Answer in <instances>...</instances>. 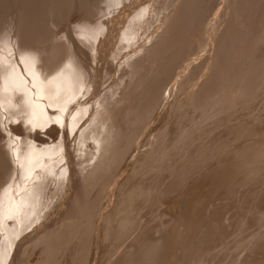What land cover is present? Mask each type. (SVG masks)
Returning a JSON list of instances; mask_svg holds the SVG:
<instances>
[{
    "label": "rangeland",
    "instance_id": "374dc122",
    "mask_svg": "<svg viewBox=\"0 0 264 264\" xmlns=\"http://www.w3.org/2000/svg\"><path fill=\"white\" fill-rule=\"evenodd\" d=\"M88 1L89 0H29V1L28 0H0V37H1L0 42H1V40L3 42L4 41L3 39L6 38L5 42H3V44H0V47H1L0 48V57L1 58H5V59L11 58L12 59L11 65L15 68H18L22 62L23 63L21 65L24 66L26 55H30V57H32V58L33 57H35V58L39 57V59L41 58L40 55H42V58H41L42 60L45 61V58L47 57V60L49 61V58L52 57L50 59V60H52L56 56V54H54V57L52 54H49V53H51L50 51L52 49L51 45L52 46L58 45V41L60 42L59 43L60 46L63 43H64V45H65V43H68V45H65V46L67 48H69L68 50L69 51L71 50L72 53H70L68 50H65V52H67L66 54L67 55L72 54L73 56H71V58L76 59L77 57H79V55L80 56H81V54L84 55V53L87 52L84 57L91 58L90 61L91 60L94 61V62H92L93 63V69L95 70L96 74H97V72L99 74V71H101L99 75H101L100 78L102 81V83H100L102 87L101 86L99 87V89L101 91L99 94L100 96L97 94L98 98L96 95L95 100L92 101V103H91V105H92V107L90 108L91 109V115H89L90 114V112H89V114H87V116L85 114V117H84L85 118L84 121H86V119L89 118L88 124H87V121H86V123L84 121L81 123V115H79L80 112H78L77 115L75 117H73L74 118L73 120H78V121L74 124H70V121H71L70 118L74 114L71 115L70 109L66 110V111H64V109H63L64 115H62L61 117H63L62 120L64 119L63 124H65V125H62L60 127H61V129L63 128V130H65V129L66 130H65L64 136L60 137L55 143H53L52 145H51V143H48L50 145L51 150H54L56 153H54L52 156H48L47 160H45V162L43 161L45 163V165H47L44 167H42L44 163L41 161L42 154L38 155V153H37V152L40 153V151L42 152V148H39V150L37 148L35 150V149H32V147H31V149H32L31 150L30 146L29 145L27 146V144H26L24 146L25 149H22L24 151H21V152H23V154L21 152H19L20 148H22L23 144H24V140L21 141V139H19V138H22L23 135L25 136V129L23 128L24 131L22 130V132H24L23 134L21 133V131L20 132L17 131L18 128L23 127L22 121L19 119H16L17 116L15 117L16 114L17 115L19 114V112L17 111L18 108L12 107L13 106L12 105L13 100L11 101L10 99H7V103L5 104L4 101H2L0 99V152H1V154H0V167H1V169H0V190L3 188L2 189L3 191L2 192L0 191V194L2 193V195H3V196L2 195L0 196V203H1L0 204V217L1 218H2V216L5 217V218L3 217L2 219L0 218V224L2 222V225H3V226L0 225V234L1 235L3 234V236H4V238H3V236L1 238V235H0V264H6V263L7 264H129V263L133 264L134 263L135 264L137 262L136 260H138L139 258L136 257L137 256L136 255V256H134L136 258H133V261H131L132 255L133 254L135 255L136 252H137V254H139L141 252V250H139V249L143 246L142 245L143 240L145 238L147 239L149 237H153V239L156 240L155 242L157 245L154 243L155 244L154 247L156 248V250L161 249L160 250V256L161 257L157 256L159 254L158 253L159 251H156L152 245L151 246L153 248L152 252H154V250H155V252H157V255H155V252L154 253L151 252V254L154 255L153 257L150 256L151 261L149 260L148 256H145L148 258V259H145L146 261L145 260L143 262L141 261L142 262L141 263L140 260H138V262L136 264H139V263L144 264L147 262V260H149L150 262H147L146 264H165V263L169 264V262H170V264L171 263L172 264H180V262H181V264H264V257H263L264 256V204H263V202H264V178H262V180H261V177H263V175H264V173H263L264 171L262 172L263 169L256 173V174H260V172H261L262 176H260V175L258 176V177H260L259 180H258V178L254 177V179L252 181H248V178L244 179L245 181H243V178L245 177V175L243 177V171H244V169H248L249 166H247L248 168L244 167V169H243V167L240 168V170L242 169L240 171L241 173L236 176V179L241 178V180H242L241 183L243 182L242 184L239 183L236 186V188H240L238 190L239 193L236 192L235 193L236 195H233L232 193L228 192L227 195L226 194L224 195L223 199H222V197H223L224 193H222V197L219 198V200H221V202L219 201V203H218V206H221V207L225 204L230 203V205L233 206L231 208H234L233 210H231L230 206H228V207L224 206V207H227V210L224 211L226 208L224 209V207H222V208L219 207L220 209H224V210H222V212H219L220 209L218 208V206H216L217 200H216V202L214 200L213 204L212 203H210L209 205L205 204L208 200V196L211 195L210 190H207V189H210L208 183L211 182V178L213 179V176L211 177V175H213V173H211V172L216 171L217 170L216 168H218V166H221L222 162H223L222 165L228 163L229 160L232 159V156L234 154L235 155L238 154V156L240 154L245 155L247 151L252 150L251 155H253V153L256 151V148H255L256 143L258 145H256L257 151L255 152V156H258L261 149L263 150V148H264V145H263L264 144L263 143V141H264V127H263V124H264V0H261L262 1L261 3L259 0H255V1L249 0L250 2L248 0H245V2L243 0H140V2H139V0H124L123 3L122 2H121V4L118 3L119 5L115 4V7H114V5L113 6L110 5L112 3V1H110V0H104V1L103 0L102 1L101 0H99V1L98 0H96V1L90 0L89 2ZM242 1L244 4L242 3ZM93 2H94V4H92ZM101 2L104 4L102 5ZM105 3L107 4V6ZM135 3L136 4L139 3L140 7L137 8L138 10L136 9V11H135L136 14L133 13L134 14L133 15L132 12L135 10V8H134V5H136ZM104 5H105V7L103 8ZM116 5H118V6L116 7ZM243 5H244V7H243ZM245 5H247V6H245ZM259 5H260V7H258ZM108 6H110V7L108 8ZM98 7H100V10L102 9L104 12L102 11V13H98L96 11V8H98ZM113 7L115 10L114 9L110 10ZM118 8H120L119 11L117 10ZM97 10H99V9H97ZM109 10L112 12H109ZM92 12L93 13L97 12V13L93 14ZM137 13H140V14L137 15ZM90 14H92V15H90ZM114 14H116V15H114ZM126 14H127V16L132 14L133 17H135L137 15V17L135 19L136 23L134 24V28H133L136 36L134 35L135 38L131 42H129V43L125 42V44H123L124 43L123 40L121 42V40L117 39L118 30L116 28L120 29L123 26L121 24L122 23L124 24V21L127 18ZM88 17H90V18H88ZM121 17H122V19H121ZM37 18H39V19H37ZM116 18H117V21H116ZM87 19H89V20H87ZM95 20L97 22H94ZM104 20L106 23L104 22ZM33 21H34V23H33ZM109 21H110V23L111 22L112 23L110 24ZM51 22H54V24H51ZM93 22L95 24L98 22H99L98 24H101V23L106 24L107 25L106 27L108 28L105 31L106 33L104 32V33L98 34V35L86 34V30H87L86 28H90V26H92V24H94ZM49 23L51 25H49ZM38 24H40V25H38ZM173 24H175V25H173ZM172 26H174V27H172ZM236 27H238V28H236ZM33 28H34V31L36 30L34 33H33V30H31ZM111 28L114 29L112 34L114 33L113 36H115V39L110 32ZM30 30L32 31L31 33H33L34 35H32L30 33ZM38 31H40V32H38ZM192 31H193V33H192ZM36 32H38V35L36 34L37 37L38 36L42 37L44 34L45 35L41 39L38 37L39 38L38 39L35 35ZM189 32H191L192 35L189 34ZM41 33H42V35H41ZM187 34L190 35L189 38H188ZM28 35H31V38H32V36H34V38H35L34 42L35 43L31 40L30 36H28ZM50 35H51V37H50ZM108 35H111V36L108 37ZM226 37H228V38H226ZM7 38H8V41L13 43V46L11 48L7 47L8 45L6 46ZM18 38L20 40H18ZM34 38H32V39H34ZM49 38H50V40H49ZM52 38L57 40V41H55V42H57V44L56 43L52 44V40L54 41V39H52ZM161 38H163V39H161ZM208 38L210 41L208 40ZM231 38H234L233 43H232V40H230ZM43 39H44V41H42ZM27 40H30V41H27ZM39 40H40L41 44L38 43ZM46 40L50 41V43L49 42L46 43L45 42ZM114 40H115V42H113ZM31 41H32V43H31ZM116 41H118V42L116 43ZM159 41H161L162 43L160 42L159 46L158 45L154 46ZM177 41L179 44L178 43L176 44ZM181 41H183L182 44H181ZM18 42L21 45V46L19 45L20 48L22 46H26L27 44H30L32 49H29V50H31V51L33 49H34V51H36L35 48H37L39 50L41 49V52L39 51L40 55L38 54V56H37V53L35 55V52L34 53L32 52L34 55H31L32 53L30 51L28 53H26V52L23 53L24 49L21 51L19 46H17ZM26 42H27V44H25ZM43 42H45V43H43ZM110 42H111V44H110ZM209 42H212V45H210ZM229 42H231L230 45H227V44H229ZM108 43L110 45H108ZM46 44L48 46H45ZM2 45L6 46V47L4 48ZM39 45H41V48ZM69 45H70V47H69ZM112 45L113 46L115 45V46L112 48ZM119 45H120V47H119ZM122 45H123V47H125V46L126 47L123 48ZM206 45H208V46H206ZM225 45H227V48L229 46L230 47L227 49L225 47ZM242 45H244V46H242ZM27 46H29V45H27ZM152 46H154L153 48L154 49L156 48L155 50H157L158 52L161 53V51L164 50L163 52H165V50H166V53H162L164 55L161 54V56H160V54L158 52H156L154 49H152ZM210 46H212V47H210ZM121 47L123 49V52L122 51L119 52V50H121ZM157 47L161 48L162 50L161 49L158 50ZM179 47H181V48L179 49ZM223 47L226 49L225 53H224L225 50L224 51L222 50V49H224ZM67 48L64 47V49H67ZM102 48H103V50H102ZM114 48H115V52H114ZM64 49H62V50H64ZM73 49H77V50L73 51ZM150 49H152V50H150ZM168 49H170V50H168ZM88 50L90 53L88 52ZM117 50H118V53H117ZM180 50H182V51H180ZM228 50L230 52H228ZM102 51L105 53L107 52L106 53L107 55L105 53H103ZM134 51L137 53H135ZM152 51L154 54H156L154 56H156L157 58L154 57V59H152L153 58V55H152L153 53H151ZM47 52H49L48 53L49 56L47 55ZM78 52H80V53H78ZM101 52L105 55V57ZM112 52L116 53V54H113ZM147 52L150 53L151 55L147 54ZM179 52H180V54H179ZM190 52L192 53V55H190L191 54ZM75 53H76V57L74 55ZM173 53H175V56L173 55ZM24 54H26V55H24ZM57 54H58V52H57ZM77 54H78V56H77ZM89 54H91L90 55L91 57L89 56ZM110 54H111V58H110ZM157 54H159V55H157ZM188 54L190 56H188ZM60 55H62V54H60ZM60 55H58V56H56V58H54V60L57 59V61L52 60V62L50 61L49 64H56V62H58V60H59V58H57V57H61ZM86 55H88L89 57ZM126 55L129 56V58H130L129 64L127 63V58H126L127 56ZM168 55L169 56L173 55L171 57V59L175 58L174 60H176L177 57L180 55H181L180 56L181 58H182V56L185 55V56H187L186 58H188L189 60L191 59V60L184 62L183 63L184 65L181 67V69L178 70V71H180V70L184 69V72L182 73L181 76H176L172 82V85L167 87L168 89L164 92V95L162 96V98L160 100V107L150 114V117L147 121H144L140 126H138L137 130L139 131L138 134H139L140 138H142L143 140L145 138V140H147L148 142L144 141L143 142L144 144L141 148V152H139V155L137 153V155H135L132 158L130 155H132L134 153L133 151L136 150L135 145L130 146L128 148L129 150H127L128 152L127 151L123 152L124 156H123V158H121L122 160L119 159V157H121V156L117 157L119 160H121V162L117 158L116 159L118 161L116 160L115 162H111V160L113 158L112 159L110 158L111 159L109 161L110 163H108L110 165H107V167H111V168L105 169L106 168L105 164H103L105 167L103 165L101 166V168L104 167V170H106L107 174H104L105 171L104 170L100 171L101 170L100 169L97 171L98 172L100 171L99 173L101 175L99 173H98L99 175L98 174L95 175L97 173V171L94 172L95 174L90 171L92 166L94 165V163H93V165L91 163V167H89L86 165V163H88V162H85V157H87L86 155H88L89 152H90V154L93 152L92 149L94 148V145L92 143V140H90L89 143L84 145V147H87L89 145L88 146V148L90 147L89 149L83 148L79 144L85 143L92 136V129L93 128L91 127V125H92L94 119L97 117V114L100 110V107H99V110L97 109L98 103L100 101H105L106 103L108 102L107 103L108 107L106 104L104 105L105 108L108 109V111L110 110L111 107H112V110L115 108L114 111H116V113H113L111 110H110L111 113L110 114L108 113V115L113 116L112 119L110 117L109 118L105 117V120L109 121L111 119L110 121H112L113 118L118 117L117 115L120 112H122V110H120L121 108L118 109L117 107H120L119 102H121V101L124 102L125 99H123V96L125 98V95H123V93L126 92V89L129 88V91L131 90L130 91L131 93L129 94L130 97L138 99V100H139V97L142 96V93L144 90V88L136 89L138 91L141 90L140 93L138 92L139 96H138L136 91H134L135 93H133V88L136 86V84H135V86L131 85V84H134L135 82H137L136 81L137 79L136 80H134V79L137 77V75H139L141 73V70H139L140 73H139L138 69H137V71L134 70V69L138 68V66L133 69V65L137 61L139 62V60L142 58L146 59V62L143 60V63L145 62V64H146L145 68L143 67L144 70L141 68L142 63L140 64L141 66L139 65L140 66L139 69H142V71H143L142 72L143 76H142V74H140L138 77L141 78V76H142V78H144V73L146 75L147 72L149 71V73L147 75L153 78V77H155L154 75H157V74H155V71L160 70V72L156 71V73H159V75H157L155 77V78H160L159 76H162L161 75L162 72H164L167 68V66L165 67V65L167 64V62H168L167 65H169V63H170L168 60L170 57ZM97 56L99 57V59ZM119 56H120V58H122V57L123 58L120 59ZM144 56H146V57H144ZM147 56H149V57L151 56L152 58L151 57L147 58ZM165 58H168V59H165ZM150 59H152V60H150ZM171 59H170V61H173ZM215 59H217V60H215ZM13 60H15V61L17 60V64L19 63V65L15 64L16 62L15 61L13 62ZM96 60H99L101 62H98V61L96 62ZM147 60H148V62H147ZM155 60H157V62ZM166 60H167V62L165 63ZM20 61H22V62H20ZM124 61H126V62H124ZM151 61H152V63H151ZM203 61H205L207 64L205 65V62H203ZM225 61H227V63H225ZM53 62H55V63H53ZM95 62L98 64H96ZM102 62L105 64L106 63H108V64L105 65ZM110 62H111V64L109 65ZM189 62L192 63V64L190 63L191 66H189V64H187ZM37 63L38 62H35L34 60L32 61V64L38 68L39 65ZM132 63H133V65H132ZM171 63H173V62H171ZM95 64H96V66H95ZM145 64H143V65H145ZM98 65H100V66H98ZM108 65H109V67L112 66V69L110 68L111 71L109 70ZM130 65H132V66H130ZM163 65H164L165 69L163 68ZM23 66H20V67L23 70V72L24 71L26 72V68H24ZM97 66H98V68H97ZM104 66H106V67H104ZM103 67H104V69H103ZM107 67H108V69H107ZM126 67H128V68H126ZM194 67L200 68L198 73H200V72H202V73L200 75H197L198 74L197 73L196 74L197 77L194 75L193 78L190 79V81H189L190 84H185V83L182 84V82H181V84H178L182 77L188 78L189 76H191L190 74L192 73V68H194ZM19 68L17 69V71H19ZM216 68L217 69H223L224 68L225 71L223 72V74L221 76V77L224 76L223 79L222 78L219 79L221 81L223 80V82L218 80V84L214 85V84H212V82L211 83H208V82H210V80L214 81V79H215L214 75L216 74V71H217ZM124 69H126V70H124ZM128 69H130L131 71ZM214 69H215V71H213ZM33 70H32L33 73L32 72L31 73L34 74L35 76L30 75V76H32V77H30V76H28V74H26L24 72L23 75L26 74L25 76H28V78L21 75L22 76L21 77L22 83H20V84L18 83L17 87L23 89L25 92L28 93V99L30 101L25 100V103L28 104L27 105V106H29L28 109L30 108L29 109L30 114L38 117L39 114H37V112L39 113V111H37V108H35L36 106L34 104L31 105V103L34 102V101L32 102L34 96H35L34 98H36V99L38 96V98H41V100H43V101L45 100V98L44 97L42 98V95L40 97V95L38 93H40L41 87L46 86V82L43 81V79L46 76V72H45V76H43V78H41V76L37 75L36 68H34ZM107 70H108V72H107ZM133 70L135 71L136 75L133 72ZM145 70H147V71H145ZM3 72H5L4 73V77H5L7 69L4 70ZM48 72H52L49 74H53V76L56 75V73L55 74L53 73L54 70L53 71L49 70ZM127 72L129 73V76L131 75L130 72H132V75H135L134 76L135 78L131 77V78H133V79H131V81L134 80L133 81L134 83L130 82V80L128 81V75H126V74H128ZM214 72H215V74H213ZM1 73L2 72H0V74ZM19 73L21 74L22 72H19ZM177 73L178 72L176 71V74ZM108 74H109V76H108ZM121 74H122V76L124 74V76H126V78H127L126 79L125 77H123L124 81L119 82V83H123V85L121 84V87H124L123 88L124 90L121 89V87H118L120 85L116 86V84H114L115 82H117L122 77ZM168 75L170 76V73H168ZM168 75H166V76H168ZM169 76H168V78H169ZM4 77H3V75L0 76V80L2 78L4 79ZM50 77H51V75H50ZM50 77H48V78H50ZM150 77H148V78H150ZM48 78H45V79H48ZM62 78H65V75ZM148 78L145 79V83L153 81L152 78L150 79L152 81H150ZM3 79L0 82V87H1L0 90L2 88H4V86H5ZM35 79L37 80V82ZM29 80H31V81H29ZM70 80L72 81V79H70ZM114 80H117V81H114ZM24 81H25V83H23ZM32 81L34 84L32 83ZM139 81H141V79H139L138 82ZM29 82L33 85H31ZM220 82L223 84H221ZM26 83L30 84V87ZM203 83H205V92H202L203 94L198 93L196 95V97L195 96L193 97V95H195L197 93V91L199 90L201 85H203ZM206 83H208V84H206ZM214 83H216V81H214ZM21 84H22V86H21ZM36 84H39V85H36ZM210 85L213 87L215 86V87H219V88L215 89V91H214V89L212 90ZM217 85H220V86L222 85V86L220 87ZM31 86H34L37 89L36 88L34 89V87L31 88ZM37 86H39V88ZM56 86H57L56 88L58 89L59 85H56ZM132 86H134V87L132 88ZM111 87H115V89H112ZM208 87L210 89H207ZM29 89H31V90L29 91ZM33 90H34L35 94H34V96L33 95L31 96V91H33ZM108 90H110V91L108 92ZM210 91L211 92L214 91V92L211 93ZM115 92L118 94H115ZM189 92H190V94H189ZM207 92H209V93H207ZM110 94H112V95H110ZM116 95L117 96L119 95L122 97V98L120 97L121 101H118V102L115 101V103H117L118 106L115 104H113L111 106V104L113 103L112 101L116 100L119 97V96L117 97ZM135 95H137L138 98H136ZM198 95H200V96H198ZM106 96L107 97L110 96V97L107 98ZM30 97H31V99H30ZM115 97H116V99H114ZM197 97H199V98L197 99ZM102 98H103V100H102ZM104 98L108 99V100H105ZM132 98H129V99L131 100ZM186 100H189V102ZM132 101H133V99H132ZM134 101H137V100H134ZM141 101H143V99ZM141 101L139 100L137 102H133L132 105H135V103H137V106L139 105L138 108H140V107H142L143 103L145 102V101L144 102H141ZM21 102H22V100H21ZM110 102H111V104H109ZM138 102H140V104ZM141 103H142V105H141ZM189 103H192V105H190ZM180 104L182 105V107H180L181 106ZM19 105H21V104L19 103ZM125 105H123V106H125ZM33 106H35V107H33ZM96 106H97V108H96ZM104 106H103V108H104ZM121 107H122V104H121ZM13 108H15L14 110H16V113L13 110ZM49 108H50V110H49ZM177 108L178 109L181 108V109H179L177 111ZM184 108H185V110H184ZM186 108L187 109L190 108V109L186 110ZM47 109L48 110H46V112L54 113V110H55L54 107L47 106ZM58 110L59 109H56L55 113H57L56 111H58ZM117 110H120V112ZM11 111H14V112H11ZM95 111L97 112V114L95 113ZM184 111H186V112H184ZM60 112H62V111H60ZM12 113L14 116L12 115ZM44 113H42V114H44ZM112 113H113V115H112ZM114 114H117L116 117H114L115 116ZM134 114H136V113H134ZM120 115L122 117L124 115V113H123V115L122 114H120ZM120 115H119V117H120ZM90 116H91V118L92 117L93 118L91 119ZM126 116L128 117L130 115L126 114ZM67 117H68V119H67ZM132 117L134 118V116H132ZM65 118H66V121H65ZM131 118H129V120L127 121V124H126L127 127L129 126L128 129L129 128L131 129V127L133 129V127H136V125H138V123L135 125V123H136L135 120H133V118L132 119ZM18 121H20V122H18ZM178 123L179 124L181 123V125H178ZM174 124H175V126H174ZM130 125H131V127H130ZM16 126H17V128H16ZM126 126H125V129L128 130ZM13 128H16V131ZM48 128H49V126L47 128L45 127L44 129L40 130V131H43L41 133L46 132L48 130ZM11 129H13V130H11ZM68 131H69V133H68ZM168 131H170V132H168ZM171 131L173 133H171ZM220 131H221V133H220ZM82 132H84V134H82ZM12 133H14L19 138L16 139L17 137H15L14 134H12ZM19 133L22 136H20ZM169 133H171V135L166 136ZM147 135H148V137H147ZM164 135L166 136V138ZM210 135H212V136H210ZM213 135H214V138H213ZM24 136H23V138H24ZM208 136L215 139L214 142H220L219 139L222 138L221 139V142H222L221 148L219 149V150L222 149L221 150L222 152L219 153V151H218L219 154L215 153L214 154L215 156L213 155L212 159L211 158L209 159V160H211V162H207V164L209 163L208 165L206 164L202 167L200 165L201 168L199 167V165H198L199 168L194 166L195 168H197V170L195 169V171H190V169H191L190 165L193 162L195 163V160H196V162L198 161L197 159L202 160L204 153H206L208 151L211 154L212 152H214L216 150L215 149L216 146H214V144L212 143L213 139L208 138ZM66 137H67V139H66ZM218 137H221V138H218ZM5 138H7V139H5ZM206 140L207 141L211 140V142L209 141V144H208V142ZM5 141H6V143H5ZM255 141H257V142L255 143ZM261 143H262V145H261ZM6 144L9 148V150H5V149H8L5 146ZM113 145H115L117 147V143L113 144ZM113 145L111 147V148H113V149H111L113 151V152H111V154L114 153V149H116V150L118 149V147L114 148ZM196 145H197V148H196ZM118 146H119V144H118ZM262 146H263V148H262ZM2 147H4L5 149H3ZM11 147H13V149L15 151H13L11 149ZM28 147H29V149H28ZM33 147L35 148V146H33ZM199 147L202 150L198 149ZM17 148H19V149H17ZM70 148H72V149H70ZM76 148H78V149H76ZM79 148L81 151H79ZM243 148H245V150ZM2 149H3V151H2ZM130 149H132V150H130ZM203 149H206V150H204L205 151L204 153H202ZM235 149H236V151L238 150L236 153L234 151ZM29 150H30V152H29ZM64 150H66V152H64ZM68 150L71 151L70 152L71 154L69 153ZM88 150H90V151H88ZM5 151H8V153L10 152L9 158L7 160H6V158L8 157L7 156L8 154ZM196 151L198 152L197 154L194 153ZM16 152H19V154H18L19 156L17 155ZM27 152L30 154H28ZM83 152H85V153H83ZM238 152H240V153H238ZM34 153H36L35 156L36 155L37 156L33 157L34 159H33V161L31 160L32 161L31 162L30 161V155H32ZM20 154L24 155V156H22L23 160H21L22 158H21ZM75 154H77V155H75ZM194 154H196V155H194ZM16 155H17V157H16ZM28 155H29V159L27 160L26 156L28 157ZM197 155H198V157L202 156L201 159L197 158ZM243 155H240V156H243ZM79 156L80 157L85 156V157L80 158ZM194 156H196L197 159H194ZM248 156H250V155H248ZM10 157H11V159H10ZM262 157L263 156L258 157L259 159L256 161V162H258L257 165H256L255 161H254V163L253 162L250 163V161H251L250 159L248 160L249 161L248 164H251V167L254 166L252 168L255 169V168L259 167L260 163L262 165L264 164V160H263L264 157L263 158ZM12 158H14V159H12ZM70 158H72V159L70 160ZM19 159H20V161H19ZM35 159H36V162L38 161V163H37L38 167L36 165V162H34ZM99 159H101V158H99ZM124 159L126 160V162ZM137 159L140 161H138ZM212 160H213V162H212ZM14 161H16L17 163L15 162V164H14ZM27 161H28V163H26ZM49 161H50V163L51 162H54V163L50 164ZM81 161H84L85 163L81 162ZM259 161H261V162H259ZM41 162H42V164L40 165L41 167H39V163H41ZM118 162H119V166H118ZM19 163H24V164L20 165ZM30 163H32V165ZM96 163H98V162H96ZM29 164H30V166H29ZM111 164H112V166H111ZM115 164L117 167L114 166ZM120 164H122V165H120ZM252 164H255V165H252ZM6 165H8L9 167L8 166L6 167ZM24 165H26L27 169L30 171L25 169ZM27 165L30 168H28ZM34 165L38 169H36V167ZM193 165H196V163ZM33 166H34V168H33ZM85 166H87L88 168ZM54 167H55V170H53ZM63 167H65V168L68 167L67 169L69 171ZM194 167H193V170H194ZM261 167L264 168V165L263 166L260 165L259 169ZM39 168H41V169L45 168V170H43L45 172L42 174V176L46 175V177L49 178V180L47 181V184H48V187L50 189V193H48L49 192L48 191L47 192L48 194H46L47 198H45V202L42 201L43 204L41 206L40 217L37 218V216L30 215L31 216V218H30V217H26V215H24L25 212L24 211L22 212V210H19V208L17 206H15V208L17 207L18 210H17V208L15 209L13 206L18 204L19 198L21 199V196L22 197L24 196L23 193H26V190H27V192L28 191L32 192L34 190V188H35L34 184L36 185V183H38V180L33 179V178L29 179V178L32 177L33 173L34 174L36 173L35 171H37V170L39 171ZM31 169H32V171H31ZM26 171H27V173H32V172L33 173L28 175L26 173ZM59 171H60V174L58 177ZM64 171H65L66 175H61V173L63 174ZM46 172H48V173L46 174ZM88 172H89V174H88ZM23 173H24V175H22ZM208 173H210V174H208ZM207 174H208V176H207ZM73 175H74V177H72ZM91 175H92V177L90 178ZM103 175H105V176H103ZM23 176H25V177H23ZM26 176H27V178H26ZM98 176H100L101 179ZM204 176H205V179H204ZM240 176H242V177H240ZM209 177H211V178H209ZM73 178L76 180H74ZM95 178H97V180ZM89 180H90V183L88 182ZM4 181H6V182H4ZM66 181H68V182H66ZM85 181H87V182H85ZM59 182H60V184H59ZM91 182H92V185H91ZM196 182L201 183L200 185H203V182H204L205 187L207 185L206 191H204L205 187H203V186H200V188H199L200 191H196V192H195V190L192 191L191 189L193 186H195L194 184H197ZM13 183H14V185H13ZM177 183H178V185H177ZM20 184L21 185L25 184L26 187L23 188V186H21V187L18 186ZM70 184H71V186H70ZM73 184H74V186H73ZM89 184H90V186H89ZM3 185H5V186L2 187ZM6 186L8 188H5ZM10 186H11V191H10ZM13 186H14V188H13ZM19 187L23 188V189H20ZM52 187H53V189H52ZM15 188L17 190H15ZM57 189H59L60 191ZM71 189H73V190H71ZM7 190L10 192H7ZM14 190H15V192H14ZM51 190H52V192H51ZM20 191H25V192L21 193ZM62 191H64V193ZM203 191H204V193L206 192V195L207 194H209V195L206 196L205 194H203ZM11 192H13L12 195H11ZM73 192H74V194H73ZM7 193L9 195V197H7V195H6ZM68 193H70V194H68ZM19 194H21V195H19ZM15 195H17L18 197H15ZM201 195H203L202 198H201ZM204 195L206 197H204ZM228 195L230 196V198ZM67 196L68 197L71 196L70 201H69L70 203H68V205L65 206L64 211L62 210V212H61V214L63 215L62 216L61 214L58 213L59 212L58 210H59V208H61L60 204L61 203L63 204L66 201V199L68 198ZM197 197H200L202 201L204 200L203 203L205 204L204 207H202V206L198 207L197 206L198 211L196 210L197 208L195 210L193 209V211L195 213H197L195 215L199 218V219L198 218H196V219L199 220L198 223L200 222L199 223L200 226L198 223H196L198 227H196V226L194 227L195 231H193L191 233L193 236L191 234H190V236H186V235H188V230H187V232H185L186 226H184V224L181 223L182 222L181 220L179 222L177 211H181L182 214H185L184 213L185 212L184 206H186L188 204V199L189 200L194 199L193 201H195L197 199ZM8 198H10V199H8ZM17 198H18V200H17ZM245 198H246V200H245ZM186 199H187V201H186ZM228 199H230V200H228ZM43 200H44V198H43ZM3 201H4V203L6 202V204L8 203V205L2 203ZM11 202H13V203H11ZM46 202H49L50 206L48 208H46V205H45ZM3 204L7 207H5ZM9 204L10 205L14 204L13 206L10 207L11 210H9L10 208H8L10 206ZM260 204H261V206H260ZM1 205L4 206V208H6L7 210L3 209V207ZM174 205H177V206H175V208H174ZM1 207H2V209H1ZM229 209H230V211H229ZM5 211L6 212L8 211L7 214L8 213L9 214L7 215ZM14 211H17L16 214L14 213ZM19 211L21 212V214ZM216 211H217V213H215ZM10 212H12V213H10ZM218 212H219V215H218ZM3 213H4V215H3ZM220 213H221V215H220ZM192 214H194V213H192ZM5 215H7V216H5ZM175 215H176V217H175ZM215 215H218L220 218L219 217L217 218ZM228 215H229V217H228ZM231 215H232V219L230 218ZM236 215L240 219L237 218ZM9 216H11V217H9ZM6 218H7V220H6ZM9 218H11V219H9ZM215 218L217 220H215ZM233 218H234V220L238 219L237 221H239L240 223L237 221H232ZM15 219H16V221L18 220L17 221L18 224H16ZM200 219H202V221ZM9 220H11V221H9ZM176 220H178L179 223ZM223 220H224V222H223ZM5 221H6V223H5ZM28 221H29V223H27ZM203 221H204V223H203ZM11 222L14 224L12 225ZM218 222H219V224H217ZM201 223H203L202 226H201ZM5 224L6 225L7 224L12 225L13 228L11 226L7 225V227L5 229V226H6ZM15 224H16V226H15ZM215 224H217L218 226ZM19 225H20V227H17ZM213 225L217 226L219 230L217 229V227L215 228ZM8 227H9V229H8ZM22 229L24 230V232ZM211 230H212V232H211ZM220 230L222 232H220ZM196 231H198L197 234H199V235L193 234V233H196ZM213 231L216 232V235H214L215 232H213ZM178 233H180V234H178ZM221 233H222V235H221ZM163 234L167 237H164ZM167 234H170V235H167ZM176 234H178V236H180V238H183L184 240L178 239L179 237H176L177 236ZM7 235H8V237H7ZM16 235H18L17 238H16ZM161 235H162V237H164V239L166 238V240L161 241V239H160ZM169 236L170 237L172 236L171 238H174V236H175V239L171 240L169 238ZM198 236H201L200 237L201 239ZM195 237H196V239H195ZM168 239H170V241ZM191 239H193V240H191ZM3 240H5V241H3ZM188 240L189 241L191 240L190 241L191 243L193 241H195V242H193L194 244L198 243V245H196V251L194 249L193 253L190 252V249H188L189 248L188 247L189 246ZM165 241L168 242V244ZM176 241L177 242L179 241V243H177ZM14 243H15V245H14ZM171 243H173V244L175 243V245H173ZM185 243H187V244L185 245ZM200 243H202V244H200ZM158 244H159V247L157 249L156 246H158ZM169 246L172 248H170ZM179 247H181V248H179ZM163 248H164V250H162ZM13 250H14V253H13ZM138 250L140 251L139 253H138ZM165 250H166V252H165ZM164 252H165V254H164ZM129 253L131 254V256ZM141 253H144V252H141ZM191 254H193V255H191ZM9 256H11V257H9ZM156 256H157V258L159 257L158 258L159 260L156 258ZM3 257H4V259H3ZM127 257H129V258L127 259ZM153 258L157 259V261L156 262H155V260L153 261ZM8 259H9V261H8Z\"/></svg>",
    "mask_w": 264,
    "mask_h": 264
},
{
    "label": "bare ground",
    "instance_id": "6f19581e",
    "mask_svg": "<svg viewBox=\"0 0 264 264\" xmlns=\"http://www.w3.org/2000/svg\"><path fill=\"white\" fill-rule=\"evenodd\" d=\"M29 1V0H28ZM90 1V0H89ZM88 1V2H89ZM96 1V0H95ZM99 1V0H98ZM102 1V0H101ZM104 1V0H103ZM110 1H112V3L110 4L111 6H113L114 5V7H115V4H118V3H120L121 4V2L123 3V1L124 0H110ZM244 2H245V0H243ZM243 1H242V3H243ZM249 1V0H248ZM250 1H252V0H250ZM249 1V2H250ZM255 1V0H254ZM260 1V3L262 2L261 0H259ZM87 2V1H86ZM128 2V1H127ZM131 2V1H130ZM138 2V1H137ZM136 2V3H137ZM139 2H140V0H139ZM177 2V1H176ZM135 3V4H136ZM247 3V2H246ZM245 3V4H246ZM92 4H94V2L92 3ZM98 4V3H97ZM101 4L103 5L104 3H102L101 2ZM100 4V5H101ZM106 4V3H105ZM126 4V3H125ZM189 4V3H188ZM244 4V3H243ZM258 4V3H257ZM119 5V4H118ZM118 5H116V7L118 6ZM241 5V4H240ZM92 6V5H91ZM106 6H107V4H106ZM143 6V5H142ZM164 6V5H163ZM162 6V7H163ZM245 6H247V5H245ZM81 7V6H80ZM102 7V6H101ZM105 7V5L103 6V8ZM110 6H108V8H109ZM114 7L113 8H111L110 10H113L114 9ZM122 7V6H121ZM140 7V4L138 3V4H136V5H134V8H135V10L132 12V14L133 13H135V11H136V9L137 8H139ZM243 7H244V5H243ZM258 7H260V5L258 6ZM92 8V7H91ZM161 8V7H160ZM189 8V7H188ZM94 9V8H93ZM97 9H99V10H97ZM119 9L120 8H118L117 10L119 11ZM174 9V8H173ZM243 9V8H242ZM254 9V8H253ZM60 10V9H59ZM87 10V9H86ZM109 10V12H112V11H110ZM115 10V9H114ZM138 10V9H137ZM160 10V9H159ZM165 10V9H164ZM187 10V9H186ZM193 10V9H192ZM94 11V10H93ZM96 11L98 12V13H102V9L100 10V7H98V8H96ZM100 11V12H99ZM123 11V10H122ZM130 11V10H129ZM158 11V10H157ZM51 12V11H50ZM97 12H92L93 14H95V13H97ZM104 12V11H103ZM108 12V13H109ZM128 12V11H127ZM131 12V11H130ZM159 12V11H158ZM37 13V12H36ZM119 13V12H118ZM183 13V12H182ZM87 14V13H86ZM110 14V13H109ZM113 14V13H112ZM117 14V13H116ZM116 14H114V15H116ZM132 14L131 15H128L127 16V14H126V16H127V18L125 19V21H124V24L122 23L121 25H123L120 29H118V28H116L117 30H118V33H117V39L118 40H121V42H122V40H123V44H125V42L126 43H129V42H131L135 37H134V35L136 36V34H135V32H134V24L136 23V17H137V15H139L140 13H137V15L135 16V17H133L132 16ZM136 14V13H135ZM190 14V13H189ZM90 15H92V14H90ZM102 15V14H101ZM107 15V14H106ZM134 15V14H133ZM58 16V15H57ZM97 16V15H96ZM156 16V15H155ZM39 17V16H38ZM101 17V16H100ZM99 17V18H100ZM104 17V16H103ZM124 17V16H123ZM88 18H90V17H88ZM96 18V17H95ZM157 18V17H156ZM37 19H39V18H37ZM92 19V18H91ZM109 19V18H108ZM121 19H122V17H121ZM87 20H89V19H87ZM108 21V20H107ZM112 21V20H111ZM116 21H117V18H116ZM183 21V20H182ZM187 21V20H186ZM88 22V21H87ZM94 22H97L96 20L94 21ZM93 22V23H94ZM104 22H105V20H104ZM115 22V21H114ZM120 22V21H119ZM171 22V21H170ZM33 23H34V21H33ZM45 23V22H44ZM43 23V24H44ZM99 23V22H98ZM98 23H94V24H92V26H90V28H86L87 30H86V34H94V35H98V34H102V33H104L108 28L106 27L107 25L106 24H98ZM106 23V22H105ZM109 23H110V21H109ZM112 23V22H111ZM110 23V24H111ZM30 24V23H29ZM51 24H54V22H51ZM50 23H49V25H51ZM108 24V23H107ZM119 24V23H118ZM117 24V25H118ZM169 24V23H168ZM167 24V25H168ZM200 24V23H199ZM38 25H40V24H38ZM114 25V24H113ZM173 25H175V24H173ZM22 26V25H21ZM36 26V25H35ZM109 26V25H108ZM115 26V25H114ZM177 26V25H176ZM47 27V26H46ZM111 27V26H110ZM116 27V26H115ZM172 27H174V26H172ZM197 27V26H196ZM200 27V26H199ZM35 28V27H34ZM34 28L33 29H31V30H33V33L36 31H34ZM45 28V27H44ZM230 28V27H229ZM233 28V27H232ZM236 28H238V27H236ZM174 29V28H173ZM177 29V28H176ZM213 29V28H212ZM218 29V28H217ZM30 30V33L32 32ZM113 28H111V34H112V32H113ZM169 30V29H168ZM171 30V29H170ZM42 31V30H41ZM45 31V30H44ZM109 31V30H108ZM216 31V30H215ZM251 31V30H250ZM254 31V30H253ZM38 32H40V31H38ZM38 32H36L35 33V35L37 34L38 35ZM115 32V31H114ZM245 32V31H244ZM33 33H31L32 35H34ZM43 33V32H42ZM42 33H41V35H42ZM47 33V32H46ZM106 33V32H105ZM192 33H193V31H192ZM192 33L191 32H189V34H191L192 35ZM44 34V33H43ZM50 34V33H49ZM110 34V33H109ZM114 34V33H113ZM113 34H112V36H113ZM186 34V33H185ZM189 34H187L188 35V38H189ZM237 34V33H236ZM37 35H36V37H37ZM40 35V36H41ZM45 35V34H44ZM43 35V36H44ZM105 35V34H104ZM4 36V35H3ZM2 36V37H3ZM28 36H30V38H31V35H28ZM27 36V37H28ZM42 36V37H43ZM109 36H111V35H108V37ZM184 36V35H183ZM236 36V35H235ZM39 37V36H38ZM37 37V38H38ZM42 37H39L40 39L42 38ZM50 37H51V35H50ZM107 37V36H106ZM114 37V39H115V36H113ZM186 37V36H185ZM214 37V36H213ZM237 37V36H236ZM29 38V37H28ZM32 38H34V36H32ZM31 38V40L34 42L35 41V38L34 39H32ZM36 38V39H37ZM38 38V39H39ZM48 38V37H47ZM91 38V37H90ZM96 38V37H95ZM168 38V37H167ZM226 38H228V37H226ZM0 39H1V37H0ZM6 39V38H5ZM5 39H3L4 41L3 42H5ZM45 39V38H44ZM44 39L42 40V41H44ZM52 39H54V38H52ZM161 39H163V38H161ZM185 39V38H184ZM18 40H20L19 38H18ZM24 40V39H23ZM48 40V39H47ZM45 41L46 43L47 42H49L50 43V41ZM49 40H50V38H49ZM106 40V39H105ZM113 40V39H112ZM174 40V39H173ZM178 40V39H177ZM186 40V39H185ZM189 40V39H188ZM207 40V39H206ZM208 40H209V38H208ZM223 40V39H222ZM230 40H232V43L234 42V38H231ZM7 42V44H6V46L7 47H12L13 46V43H11L10 41H8V38H7V40H6ZM27 41H30V40H27ZM32 41H31V43H32ZM55 41H57V40H55L54 39V41L52 40V44H54V43H56L57 44V42H55ZM179 41V40H178ZM178 41L176 42V44L178 43ZM210 41V40H209ZM3 42H2V40H1V42H0V44H3ZM38 42V41H37ZM36 42V43H37ZM45 42H43V43H45ZM89 42V41H88ZM113 42H115V40L113 41ZM118 41H116V43H117ZM137 42V41H136ZM161 41H159L156 45H154V46H159V43H160ZM185 42V41H184ZM240 42V41H239ZM248 42V41H247ZM17 43V42H16ZM35 43V42H34ZM38 43H40L41 44V42H40V40H39V42ZM59 41H58V45H51V47H52V49H51V53H49V52H47V55H48V53L49 54H52L53 55V57H54V54H56V56H58V55H60V54H62V55H60L61 57H57V58H59V60H58V62H56V64H49L50 63V61L52 62V60H54V58H56V56L52 59V60H50L51 58H49V61L47 60V57L45 58V61L44 60H42L41 58H42V55H40V53H39V51L41 52V49L39 50V49H37V48H35L36 49V51H34V49L31 51V50H29V49H32V47L30 46V44H27V42L25 43V44H27V45H29V46H22L21 48H20V44H19V42H18V44H17V46H19V48L21 49V51L23 50V53L24 52H26V53H28L29 51L32 53H34L35 52V55H36V53H37V56H38V54L40 55V59H39V57H30V55H26V54H24V55H26V58H25V62H24V66L23 65H21L23 62L22 61H20V62H22L21 64H20V66H23L24 68H26V74H28V76H30V75H34V74H32L33 73V69L34 68H36V70H37V75H39V76H41V78H43V76H45V72H46V76H45V78H48V77H50V75H51V77L50 78H48V79H43V81L44 82H46V86H44V87H41V90H40V93H38L39 95H40V97H41V95H42V98L44 97L45 98V100L43 101V100H41V98H38V96H37V99L36 98H34L35 96H34V94H35V92H34V90L33 91H31V96L33 95L34 97H33V100H32V102L33 103H31V105L32 104H34L35 106H33V107H35V108H37V111H39V113L37 112V114H39V116L38 117H36V116H33V115H31L30 114V112H29V109H28V107L29 106H27L28 104H26L25 103V100L27 101V100H29L28 99V93L27 92H25L23 89H21V88H18L17 87V84L19 83H22V76L21 75H23L24 74V72H23V70L21 69V67L19 68V71H17V69L18 68H15V67H13L11 64H12V59L11 58H9V59H5V58H1L0 57V72H2L1 74L3 75V77H4V73L5 72H3L4 70H6L7 69V72H6V75H5V77H4V88H2L0 91V99L2 100V101H4V103L6 104L7 103V99H10L11 101L13 100V106L12 107H16V108H18L17 109V111L19 112V114L17 115H15V117H16V119H19V120H21L22 121V123H23V127L22 128H18V132H20L21 131V133L23 134L24 132H22V130L24 131V129H25V136H24V138H23V136L22 135H20V133H19V135L20 136H22V138H19V137H17L14 133H12V134H14V136L15 137H17L16 139H21V141L22 140H24V144H23V147L27 144V146L29 145L30 146V149H31V147H32V149H37L38 148V150H39V148H42V152L40 151V153L39 152H37L38 153V155L40 154H42V159H41V161L43 162H45V160H47V157L48 156H52L54 153H56L54 150H51V148H50V145L48 144V143H51V145L53 144V143H55L60 137H63L64 136V133H65V130H63V128L61 129V127L60 126H62V125H65V124H63L64 123V119L62 120V118L63 117H61L62 115H64L63 114V109H64V111H66V110H71V115H73L71 118H70V124H74V123H76L78 120H73L74 118L73 117H75L76 115H77V113L78 112H80V114L79 115H81V123L85 120V114H86V116H87V114H89V112H90V114L89 115H91V107H92V105H91V103H92V101H94L95 100V98H96V95L98 94H100V89H99V87L101 86V84L100 83H102V81H101V75H99L100 74V72L101 71H99V74H98V72H97V74L95 73V70L93 69V63L92 62H94V61H90V59L91 58H86V57H84L85 56V54L87 53V52H85L84 53V55L83 54H81V56L79 55V57H77L76 59L75 58H71V56H73L72 54L70 55V54H66L67 52H65V50H68L69 48H67L65 45H68V43H65V45H64V43L63 44H61V46L59 45ZM106 43V42H105ZM162 43V42H161ZM183 43V41H181V44ZM210 43V45H212V42H209ZM230 43L231 42H229V44H227V45H230ZM5 44V43H4ZM24 44V45H25ZM110 44H111V42H110ZM109 43H108V45H110ZM139 44V43H138ZM143 44V43H142ZM148 44V43H147ZM169 44V43H168ZM175 44V43H174ZM175 44V45H176ZM179 44V43H178ZM180 44V45H181ZM241 44V43H240ZM35 45V44H34ZM43 45V44H42ZM141 45V44H140ZM174 45V46H175ZM227 45H225V47L227 48ZM249 45V44H248ZM3 46V45H2ZM6 46H3L4 48L6 47ZM40 46V48H41V45H39ZM45 46H48L47 44L45 45ZM55 46V47H54ZM104 46V45H103ZM115 46V45H114ZM113 45H112V48L114 47ZM117 46V45H116ZM125 46V45H124ZM154 46H152V49H154L153 47ZM166 46V45H165ZM206 46H208V45H206ZM242 46H244V45H242ZM2 47V48H3ZM64 47L65 48H67V49H64ZM69 47H70V45H69ZM74 47V46H73ZM91 47V46H90ZM89 47V48H90ZM111 47V46H110ZM119 47H120V45H119ZM118 47V48H119ZM122 47H123V45H122ZM122 47H121V50H119V52L120 51H122L123 52V49H122ZM126 47V46H125ZM125 47H123V48H125ZM147 47V46H146ZM151 47V46H150ZM177 47V46H176ZM201 47V46H200ZM205 47V46H204ZM210 47H212V46H210ZM222 47V46H221ZM230 47V46H229ZM228 47V48H229ZM1 48V47H0ZM106 48V47H105ZM111 48V49H112ZM170 48V47H169ZM181 47H179V49H180ZM183 48V47H182ZM202 48V47H201ZM224 48V47H223ZM227 48V49H228ZM62 49H64V50H62ZM108 49V48H107ZM110 49V48H109ZM138 49V48H137ZM152 49H150V50H152ZM156 49V48H155ZM154 49V50H155ZM157 49L159 50V49H161V48H158L157 47ZM222 49V48H221ZM220 49V50H221ZM234 49V48H233ZM43 50V49H42ZM74 50H77V49H73V51ZM102 50H103V48H102ZM118 50H117V53H118ZM136 50V49H135ZM153 50V51H154ZM162 50V49H161ZM160 50V51H161ZM168 50H170V49H168ZM186 50V49H185ZM223 51H224V53L226 52V49L224 48V49H222ZM230 50V49H229ZM228 50V52H230ZM46 51V50H45ZM64 53H63V52ZM69 51V50H68ZM107 51V50H106ZM110 51V50H109ZM112 51V50H111ZM153 51L151 52V53H153ZM156 52H158L157 50H155ZM154 51V52H155ZM164 51V50H163ZM163 51H161V53L160 52H158L159 54H160V56H161V54L162 53H166V50H165V52H163ZM179 51V50H178ZM180 51H182V50H180ZM194 51V50H193ZM212 51V50H211ZM57 52H58V54H57ZM70 53H72L71 52V50L69 51ZM77 52V51H76ZM88 52H89V50H88ZM103 52V51H102ZM101 52V53H102ZM114 52H115V48H114ZM121 52V53H122ZM135 52V51H134ZM149 52V51H148ZM147 52V54H149V55H151L150 53H148ZM155 52V53H156ZM213 52V51H212ZM31 54V55H34V54ZM46 53V52H45ZM78 53H80V52H78ZM90 53V52H89ZM103 53H105V52H103ZM102 53V54H103ZM107 53V52H106ZM105 53V54H106ZM110 53V52H109ZM113 53V52H112ZM111 53V54H112ZM135 53H137V52H135ZM176 53V52H175ZM175 53H173V55L175 56ZM191 53V52H190ZM189 53V54H190ZM223 53V54H224ZM22 54V53H21ZM30 54V53H29ZM100 54V53H99ZM111 54H110V58H111ZM113 54H116V53H113ZM120 54V53H119ZM129 54V53H128ZM159 54H157V55H159ZM178 54V53H177ZM179 54H180V52H179ZM188 54V56H190V55H192V53L189 55ZM194 54V53H193ZM229 54V53H228ZM232 54V53H231ZM243 54V53H242ZM51 55V56H52ZM75 55V57H76V53L74 54ZM83 55V56H82ZM91 54H89V56H90ZM101 55V54H100ZM99 55V56H100ZM104 55V54H103ZM102 55V56H103ZM107 55V54H106ZM153 55V58L152 59H154V57H156V56H154V55H156V54H152ZM162 55H164V54H162ZM166 55V54H165ZM173 55H168L169 57V59L168 58H165V59H168L169 60V62L171 63V62H173V63H169V65H167L168 64V62H167V60L165 61V63L167 62V64L165 65V67L167 66V68H166V72L164 73V72H162V76H159L160 78H155L157 75H159V73H156V71H155V74H157V75H154L155 77H150V76H148L147 74L149 73V71L147 72V76L148 77H150V78H148L146 75H145V73H144V78H142V76H143V74H142V69H143V67L145 68V66H146V64H145V62H146V59H140L139 60V62L137 61L134 65H133V63H132V65H133V69L135 68V67H137L138 66V68H136V69H134V70H136L137 71V69H138V71L139 70H141V73H140V71H139V73L140 74H142V76H141V78H139L138 76L140 75L139 73V75H137V77L135 78L134 76L136 75V73H135V71L133 70V72L135 73V75H132V72H130L131 73V75L129 76V73L128 74H126V75H128V81L130 80V82H133L134 80H136L137 82H133L134 84H131V85H134L135 86V84H136V86L134 87V86H132V88H133V93H135L134 91H136L137 92V94H138V92L140 93V91L141 90H136V89H141V88H144V90H143V93H142V96H140L139 97V100L141 101L142 99H143V101H141V102H144L143 103V105H142V103H141V105H142V107H140V108H138L139 107V105L137 106V103H135V105H132L133 104V102H137V101H139L138 99H135V98H132V97H130V91H129V88L128 89H126V92L125 93H123V95H125V98H124V96H123V99H125L124 100V102L123 101H121V96H117L118 98L116 99V97L114 98V99H116V100H114V101H112L113 103L111 104V102L109 103V104H111V106L113 105V104H115V105H117L118 106V104L117 103H115V101L116 102H118V101H121V102H119V106L120 107H117L118 109L119 108H121L120 110H122V112L124 113V115H123V113L122 112H120V110H117V111H119L120 113L117 115V114H114L115 116L114 117H116V115L118 116V117H116V118H113V120L112 121H110L111 119H112V117L113 116H110V115H108V113L110 114L111 113V111L113 112V113H116V111H114V109L112 110V107L110 108V110L108 111V109L107 108H105V104L107 105V103L105 102V101H100L99 103H98V108H97V106H96V108L99 110V107H100V110H99V112H98V114H97V110L95 111V113L97 114V117L94 119V121H93V123H92V125H91V127L93 128L92 129V136L90 137V139H88L85 143H83V144H79L80 146H82L83 148H88V146L87 147H84V145L85 144H87V143H89L90 142V140H92V143H93V145H94V148L92 149L93 150V152L90 154V152H89V154L88 155H86L87 157H85V162H88V163H86V165L87 166H89V167H91V163H92V165H93V163H94V165L92 166V168H91V172L92 173H94V172H96L97 170H100V171H103L104 170V165L103 164H105L106 165V168L105 169H107V168H111V167H107V165H110V164H108V163H110L109 161L111 160V162H115L118 158L117 157H119V156H121V157H119V159H121V158H123V156H124V151H127V150H129L128 148L130 147V146H133V145H135L136 146V150L135 151H131L132 153V155H130L131 156V158L132 157H134L135 155H137V153H138V155H139V152H141V148H142V146H143V142L144 141H147V140H145V138H144V140L142 139V138H140V136H139V131L137 130V128H138V126H140L144 121H147L148 119H149V117H150V114L153 112V111H155V110H157L159 107H160V100H161V98H162V96L164 95V92L168 89L167 87H169L170 85H172V82H173V80H174V78L176 77V76H181L182 75V73L184 72V69H182V70H180V71H178L179 69H181V67L184 65L183 63L184 62H187L189 59L188 58H186L187 56H182V58L180 57V56H178L177 57V59L176 60H174V59H171V57L173 56ZM183 55V54H182ZM22 56V55H21ZM45 56V55H44ZM49 56V55H48ZM77 56H78V54H77ZM86 56H88V55H86ZM88 56V57H89ZM109 56V55H108ZM125 56V55H124ZM127 56V55H126ZM142 56V55H141ZM91 57V56H90ZM98 57V56H97ZM101 57V56H100ZM104 57H105V55H104ZM103 57V58H104ZM144 57H146V56H144ZM149 56H147V58H150ZM102 58V57H101ZM107 58V57H106ZM119 58H120V56H119ZM123 58V57H122ZM122 58H120V59H122ZM127 58V63L129 64V56H127L126 57ZM157 58V57H156ZM190 58V57H189ZM98 59H99V57H98ZM105 59V58H104ZM109 59V58H108ZM117 59V58H116ZM152 59H150V60H152ZM170 59L171 60H173V61H170ZM212 59V58H211ZM35 61V62H38L37 64L39 65L38 66V68L36 67V66H34L33 64H32V61ZM101 60V59H100ZM110 60V59H109ZM119 60V59H118ZM143 60L145 61L144 63H143ZM149 60V59H148ZM148 60H147V62H148ZM162 60V59H161ZM191 60V59H190ZM189 60V61H190ZM215 60H217V59H215ZM220 60V59H219ZM218 60V61H219ZM15 60H13V62H14ZM54 61H57V59L56 60H54ZM101 62V61H99V60H96V62ZM105 61V60H104ZM107 61V60H106ZM134 61V60H133ZM142 61V62H141ZM156 62H157V60H155ZM207 61V60H206ZM16 63L15 64H17V60L15 61ZM95 62V63H96ZM124 62H126V61H124ZM159 62V61H158ZM203 62H205V61H203ZM208 62V61H207ZM53 63H55V62H53ZM103 63V62H102ZM126 63V64H127ZM142 63V66L140 65ZM151 63H152V61H151ZM163 63V62H162ZM191 62H189V63H187V64H189V66H191V64H190ZM224 63V62H223ZM222 63V64H223ZM225 63H227V61H225ZM96 64H98V63H96ZM96 64H95V66H96ZM103 64H105V63H103ZM108 63H106L105 65H107ZM111 64V62L109 63V65ZM124 64V63H123ZM143 64H145V65H143ZM207 63L205 62V65H206ZM17 65H19V63L17 64ZM109 65H108V67H109ZM132 65H130V66H132ZM141 66V68L142 69H139L140 68V66ZM217 65V64H216ZM98 66H100V65H98ZM98 66H97V68H98ZM102 66V65H101ZM159 66V65H158ZM161 66V65H160ZM199 66V65H198ZM204 66V65H203ZM229 66V65H228ZM104 67H106V66H104ZM104 67H103V69H104ZM108 67H107V69H108ZM121 67V66H120ZM162 67V66H161ZM160 67V68H161ZM165 67H164V65H163V68L165 69ZM201 67V66H200ZM206 67V66H205ZM222 67V66H221ZM101 68V67H100ZM110 68L112 69V66L111 67H109V70H110ZM126 68H128V67H126ZM132 68V67H131ZM152 68V67H151ZM158 68V67H157ZM203 68V67H202ZM215 68V67H214ZM219 68V67H218ZM162 69V68H161ZM3 70V71H2ZM33 70V71H32ZM53 71L54 70V74L56 73V75H54L53 76V74H49V73H52V72H48V71ZM102 70V69H101ZM124 70H126V69H124ZM128 70H130V69H128ZM144 70V69H143ZM150 70V69H149ZM163 70V69H162ZM199 70H200V68H198V67H194V68H192V73L190 74L191 76H189L188 78L186 77V78H181L180 79V81H179V83L178 84H181V82H182V84L183 83H185V84H190L189 83V81H190V79H192L193 78V76L195 75L196 76V74L199 72ZM216 74H215V72L213 73V74H215L214 76H215V79H214V81H216V83H214V81H211L210 80V82H208V83H211L212 82V84H214V85H216V84H218V80L220 79V78H222L223 79V77H221L222 76V74H223V72L225 71L224 70V68L223 69H217L216 68ZM111 71V70H110ZM116 71V70H115ZM131 71V70H130ZM145 71H147V70H145ZM151 71V70H150ZM153 71V70H152ZM159 72H160V70H158ZM157 71V72H158ZM176 71L178 72L177 74H176ZM196 71V72H195ZM213 71H215V69L213 70ZM19 72H22L21 74L19 73ZM32 72V73H31ZM36 72V71H35ZM107 72H108V70H107ZM113 72V71H112ZM123 72V71H122ZM110 73V72H109ZM133 73V74H134ZM152 73V72H151ZM168 73H170V76L168 75ZM202 72H200V73H198L197 75H200ZM0 74V76H2ZM25 74V75H26ZM44 74V75H43ZM48 74V75H47ZM106 74V73H105ZM164 74V75H163ZM225 74V73H224ZM25 75H23V76H25ZM65 75V78H62L63 76ZM107 75V74H106ZM151 75V74H150ZM166 75H168L169 76V78H168V76H166ZM28 76H25V77H27L28 78ZM35 76V75H34ZM108 76H109V74H108ZM121 76H122V74H121ZM146 76V77H145ZM153 76V75H152ZM30 77H32V76H30ZM29 77V78H30ZM123 77H125L126 78V76H124V74H123V76L117 81V80H114V81H117V82H115L114 84H116V86L117 85H120V86H118V87H121V84L123 85V83H119V82H123L124 80V78ZM131 77H134L135 79L133 80V81H131V79H133V78H131ZM197 77V76H196ZM24 78V77H23ZM34 78V77H33ZM32 78V79H33ZM37 78V77H36ZM130 78V79H129ZM146 78H148L149 80L152 78L153 79V81L152 80H150V81H152V82H146L145 83V79ZM155 78V79H154ZM165 78V79H164ZM1 79V80H2ZM70 79H72V81L70 80ZM106 79V78H105ZM114 79V78H113ZM127 79V78H126ZM139 79H141V81H139L138 82V80ZM164 79V80H163ZM227 79V78H226ZM229 79V78H228ZM1 80H0V82H1ZM28 80V79H27ZM36 80V79H35ZM107 80V79H106ZM109 80V79H108ZM148 80V81H149ZM194 80V79H193ZM29 81H31V80H29ZM41 81V80H40ZM101 81V82H100ZM105 81V80H104ZM110 81V80H109ZM219 81H221V80H219ZM36 82H37V80H36ZM126 82V81H125ZM193 82V81H192ZM221 82H223V80L221 81ZM220 82V83H221ZM23 83H25V81L23 82ZM28 83V82H27ZM26 83V84H27ZM30 83V82H29ZM32 83H33V81H32ZM105 83V82H104ZM119 83V84H118ZM128 83V82H127ZM138 83V84H137ZM208 83H206V84H208ZM229 83V82H228ZM25 84V85H26ZM31 84V83H30ZM30 84H27V85H29V87H30ZM34 84V83H33ZM33 84H31V85H33ZM106 84V83H105ZM109 84V83H108ZM221 84H223V83H221ZM24 85V86H25ZM26 85V86H27ZM36 85H39V84H36ZM56 85H59V88L57 89L56 87ZM111 85V84H110ZM193 85V84H192ZM21 86H22V84H21ZM43 86V85H42ZM104 86V85H103ZM112 86V85H111ZM114 86V85H113ZM179 86V85H178ZM191 86V85H190ZM211 86V85H210ZM209 86V87H210ZM217 86H220V85H217ZM222 86V85H221ZM220 86V87H221ZM32 87H34V86H31V88ZM38 88H39V86H37ZM102 87V86H101ZM117 87V88H118ZM185 87V86H184ZM207 88V89H210V88ZM1 88V87H0ZM36 87H34V89H35ZM104 88V87H103ZM102 88V89H103ZM109 88V87H108ZM112 89H115V87H111ZM124 87H121V89H123ZM211 88H212V90L214 89V91H215V89H218L219 87H213V86H211ZM226 88V87H225ZM37 89V88H36ZM180 89V88H179ZM31 89H29V91H30ZM120 90V89H119ZM124 90V89H123ZM196 90V89H195ZM28 91V92H29ZM104 91V90H103ZM110 90H108V92H109ZM197 91V90H196ZM214 91H212V92H214ZM235 91V90H234ZM118 92V91H117ZM124 92V91H123ZM202 92H205V83H203V85H201V87L199 88V90L197 91V93L195 94V95H193V97L195 96L196 97V95L198 94V93H200V94H203ZM211 92V91H210ZM211 92V93H212ZM243 92V91H242ZM112 93V92H111ZM122 93V92H121ZM207 93H209V92H207ZM30 94V93H29ZM106 94V93H105ZM104 94V95H105ZM115 94H118V93H116L115 92ZM189 94H190V92H189ZM98 95H97V98H98ZM103 95V94H102ZM110 95H112V94H110ZM141 95V94H140ZM207 95V94H206ZM100 96V95H99ZM134 96V95H133ZM136 96V98H138L137 97V95H135ZM138 96H139V94H138ZM198 96H200V95H198ZM202 96V95H201ZM102 97V96H101ZM100 97V98H101ZM107 97V96H106ZM110 97V96H109ZM109 97H107V98H109ZM121 97V98H120ZM129 98H132L133 99V101H132V99L130 100ZM199 97H197V99H198ZM210 98V97H209ZM30 99H31V97H30ZM105 99V98H104ZM111 99V98H110ZM113 99V98H112ZM120 99V100H119ZM191 99V98H190ZM195 99V98H194ZM9 100V101H10ZM21 100H22V102H21ZM84 100V101H83ZM102 100H103V98H102ZM105 100H108V99H105ZM134 100H137V101H134ZM192 100V99H191ZM204 100V99H203ZM30 101V100H29ZM111 101V100H110ZM186 101H188L189 102V100H186ZM199 101V100H198ZM197 101V102H198ZM208 101V100H207ZM254 101V100H253ZM105 102V103H104ZM124 104H123V103ZM126 102V103H125ZM19 103L22 105H19ZM122 104V107H121V104ZM139 104H140V102H138ZM173 103V102H172ZM193 103V102H192ZM192 103H189L190 105H192ZM126 104V105H125ZM174 104V103H173ZM183 104V103H182ZM187 104V103H186ZM255 104V103H254ZM8 105V104H7ZM19 105V106H18ZM114 105V106H115ZM123 105H125V106H123ZM140 105V106H141ZM181 105V104H180ZM47 106H52V107H54L55 108V110L56 109H59L58 111H56L57 113H55V110H54V113H49V112H46V110H48L47 109ZM102 106V107H101ZM103 106H104V108H103ZM173 106V105H172ZM187 106V105H186ZM185 106V107H186ZM196 106V105H195ZM9 107V106H8ZM58 107V108H57ZM107 107H108V105H107ZM137 107V108H136ZM180 107H182V105L180 106ZM184 107V106H183ZM116 108V109H117ZM12 109V108H11ZM15 108H13V110H14ZM20 109V110H19ZM52 109V108H51ZM81 109V110H80ZM94 109V108H93ZM179 109H181V108H179ZM178 108H177V111L179 110ZM190 109V108H189ZM189 109H187L186 108V110H189ZM36 110V109H35ZM49 110H50V108H49ZM184 110H185V108H184ZM15 111V113H16V110H14ZM14 111H11V112H14ZM52 111V110H51ZM60 111H62V112H60ZM108 111V112H107ZM170 111V110H169ZM181 111V110H180ZM17 112V113H18ZM45 112V113H44ZM60 114H59V113ZM68 112V111H67ZM93 112V111H92ZM184 112H186V111H184ZM42 113H44V114H42ZM47 113V114H46ZM113 113H112V115H113ZM131 113V114H130ZM134 113H136V114H134ZM178 113V112H177ZM176 113V114H177ZM66 114V113H65ZM94 114V113H93ZM107 116H106V115ZM120 114H122L123 116L121 117V115ZM126 114H128V115H130V116H126ZM175 114V115H176ZM12 115H13V113H12ZM67 115V114H66ZM70 115V114H69ZM119 115H120V117H119ZM183 115V114H182ZM14 116V115H13ZM132 116H134V118L132 117ZM179 116V115H178ZM69 117V116H68ZM68 117H67V119H68ZM105 117H110L111 119L108 121V120H105ZM127 117V118H126ZM133 118V120H135V125L138 123V125H136V127H133V129H132V127H131V125H130V127H131V129L129 128L128 129V127L126 126V124H127V121L129 120V118ZM175 117V116H174ZM181 117V116H180ZM90 118H91V116H90ZM93 118V117H92ZM91 118V119H92ZM131 118V119H132ZM89 118H87L86 119V121H87V124H88V120ZM65 121H66V118H65ZM86 121H84L85 123H86ZM173 121V120H172ZM178 121V120H177ZM180 121V120H179ZM240 121V120H239ZM18 122H20V121H18ZM17 122V123H18ZM133 122V121H132ZM54 123V124H53ZM84 123V124H85ZM134 123V122H133ZM57 126H56V125ZM59 124V125H58ZM83 124V125H84ZM220 124V123H219ZM239 124V123H238ZM51 125V126H50ZM69 125V124H68ZM86 125V124H85ZM178 125H181V123L179 124L178 123ZM18 126V125H17ZM17 126H16V128H17ZM49 126V128H48V130L46 131V132H44V133H41V132H43V131H40V130H42V129H44L45 127L47 128ZM59 126V127H58ZM125 126L127 127V129L128 130H126L125 129ZM174 126H175V124H174ZM177 126V125H176ZM64 127V126H63ZM262 127V126H261ZM263 127H264V124H263ZM16 128H13V129H15V131H16ZM24 128V129H23ZM173 128V127H172ZM221 128V127H220ZM13 129H11V130H13ZM68 130V129H67ZM172 130V129H171ZM256 131V130H255ZM259 131V130H258ZM12 132V131H11ZM10 132V133H11ZM168 132H170V131H168ZM219 132V131H218ZM224 132V131H223ZM68 133H69V131H68ZM171 133H173L172 131H171ZM171 133H169L168 135H166V136H169V135H171ZM220 133H221V131H220ZM252 133V132H251ZM258 133V132H257ZM82 134H84V132H82ZM166 134V133H165ZM209 134V133H208ZM11 135V134H10ZM222 135V134H221ZM67 136V135H66ZM165 136V135H164ZM166 136H165V138H166ZM199 136V135H198ZM210 136H212V135H210ZM210 136H208V138H211V139H213L214 138V135H213V138L212 137H210ZM14 137V138H15ZM147 137H148V135H147ZM197 137V136H196ZM12 138V137H11ZM201 138V137H200ZM207 138V139H208ZM216 138V137H215ZM218 138H221V137H218ZM5 139H7V138H5ZM13 139V138H12ZM66 139H67V137H66ZM197 139V138H196ZM222 139V138H221ZM221 139H219L220 140V142H214V140L215 139H213V141H212V143L214 144V146H216V150L214 151V152H212L211 154L207 151L206 153H204L205 151L204 150H206V149H203V152L202 153H204V155H203V158H202V160H199V159H197V158H200L201 159V157L202 156H199L198 157V155H197V158H196V156H194V159H197L198 161L196 162V160H195V163H196V165H193V164H195L194 162L190 165V167H191V169H190V171H195V169L197 170V168H199L200 167V165H201V167L202 166H204V165H206L207 164V162H211V160H209L210 158L212 159V156L216 153H218V151H219V153L220 152H222L221 150H219L220 148H221V144H222V142H221ZM232 139V138H231ZM194 140V139H193ZM203 140V139H202ZM218 140V141H219ZM7 141V140H6ZM6 141H5V143H6ZM20 141V140H19ZM139 141V142H138ZM166 141V140H165ZM196 141V140H195ZM207 141V140H206ZM210 142H211V140H209ZM209 141H207L208 142V144H209ZM148 142V141H147ZM257 141H255V143H256ZM259 142V141H258ZM262 142V141H261ZM18 143V142H17ZM117 143V147H118V149L116 150V149H114V153L113 154H111V152H113L111 149H113V148H111L112 147V145L113 144H116ZM205 143V142H204ZM254 143V142H253ZM263 143H264V141H263ZM9 144V143H8ZM118 144H119V146H118ZM132 144V145H131ZM251 144V143H250ZM249 144V145H250ZM260 144V143H259ZM13 145V144H12ZM253 145V144H252ZM256 145H258L257 143H256ZM256 145H255V148H256V151H257V147H256ZM261 145H262V143H261ZM264 145V144H263ZM4 146V145H3ZM7 148H8V146H7V144L5 145ZM14 146V145H13ZM26 146V147H27ZM33 146H35V148L33 147ZM91 146V145H90ZM114 146V148L116 147L115 145H113ZM224 146V145H223ZM20 148V151L19 152H21V151H24V150H22V149H25V147L24 148ZM116 147V148H117ZM240 147V146H239ZM3 149H5L4 147H2ZM15 148V147H14ZM68 148V147H67ZM73 148V147H72ZM72 148H70V149H72ZM90 148V147H89ZM88 148V149H89ZM196 148H197V145H196ZM262 148H263V146H262ZM3 149H2V151H3ZM11 149L13 150V151H15L14 149H13V147H11ZM17 149H19V148H17ZM28 149H29V147H28ZM31 149V150H32ZM75 149V148H74ZM76 149H78V148H76ZM134 149V148H133ZM198 149H201L200 147L198 148ZM244 150H245V148H243ZM242 149V150H243ZM254 149V148H253ZM261 149V148H260ZM259 149V150H260ZM5 150H9V148L8 149H5ZM34 150V151H35ZM41 150V149H40ZM87 150V149H86ZM91 150V149H90ZM90 150H88V151H90ZM130 150H132V149H130ZM202 150V149H201ZM241 150V149H240ZM239 150V151H240ZM243 150V151H244ZM248 150V149H247ZM17 151V150H16ZM69 151V150H68ZM78 151V150H77ZM79 151H81L80 150V148H79ZM224 151V150H223ZM235 151V153L238 151H236V149L234 150ZM251 151L252 150H249V151H247L246 152V154L245 155H243V154H240V155H243V156H238V154H234L233 156H232V159H230L229 160V162L228 163H226V164H224V165H222L223 164V162H222V164H221V166H218V168H216L217 170L216 171H214V172H211V173H213V175H211V177L213 176V179L211 178V177H209V178H211V182H209L208 183V185H209V188L210 189H207V190H210V196H208V200H207V202L205 203V204H210V203H212L213 204V201L215 200V202H216V200H217V205L216 206H218V203H219V201L221 202V200H219V198H221L222 197V193H224L223 194V197H222V199L224 198V195L226 194L227 195V193L228 192H230V193H232L233 195H236L235 193L236 192H238V190L240 189V188H236V186L240 183V184H242L241 183V178H237L236 179V176L237 175H239L241 172V170H240V168H242L243 167V169H244V167H246V168H248L247 166H249V168L248 169H244V171H243V177H244V175H245V177L243 178V181H245L244 179H246V178H248V181H252L253 179H254V177H256V178H258V180H259V178L260 177H258L259 175L260 176H262L261 175V172H260V174H256L257 172H259V171H261L262 169V172L264 171V168L263 167H261L260 169H259V167H260V165L261 166H263L261 163H260V165H259V167H257V168H255V169H253L252 167H254V166H252L251 167V164H248L249 163V159L251 160L250 161V163L251 162H253L254 163V161L256 162L259 158L258 157H260V156H263L264 157V148H263V150L261 149V153L259 152V154H258V156H255V152L253 153V155H251ZM254 151V150H253ZM7 154V158H6V160L9 158V155H10V152L8 153V151H5ZM12 152V151H11ZM19 152H16L17 153V155L19 154ZM29 152H30V150H29ZM32 152V151H31ZM64 152H66V150H64ZM71 151H69V153H70ZM128 152V151H127ZM22 154H23V152H21ZM28 153V152H27ZM33 153V152H32ZM73 153V152H72ZM83 153H85V152H83ZM82 153V154H83ZM88 153V152H87ZM86 153V154H87ZM194 153H198L197 151L196 152H194ZM218 153V154H219ZM234 153V152H233ZM238 153H240V152H238ZM0 154H1V152H0ZM3 154V153H2ZM5 154V153H4ZM22 154H20V156H21V158H22V156H24V155H22ZM28 154H30V153H28ZM35 154L36 153H34V154H32V155H30V161L32 160L33 161V157H36L35 156ZM67 154V153H66ZM71 154V153H70ZM74 154V153H73ZM196 154H194V155H196ZM209 154V155H208ZM232 154V153H231ZM17 155H16V157H17ZM75 155H77V154H75ZM85 155V154H84ZM126 155V154H125ZM153 155V154H152ZM228 155V154H227ZM248 155H250V156H248ZM3 156V155H2ZM19 156V155H18ZM112 156V157H111ZM215 156V155H214ZM222 156V155H221ZM220 156V157H221ZM14 157V156H13ZM40 157V156H39ZM73 157V156H72ZM80 157V156H79ZM78 157V158H79ZM84 157H80V158H84ZM262 157V158H263ZM26 158H27V160L29 159V155H28V157L26 156ZM67 158V157H66ZM69 158V157H68ZM99 158H101V159H99ZM111 158V159H110ZM117 158V159H116ZM192 158V157H191ZM10 159H11V157H10ZM12 159H14V158H12ZM37 159V158H36ZM36 159H35V161L34 162H36ZM40 159V158H39ZM72 158H70V160H71ZM76 159V158H75ZM99 159V160H98ZM118 159V160H119ZM129 159V158H128ZM127 159V160H128ZM18 160V159H17ZM21 160H23V158L21 159ZM69 160V159H68ZM77 160V159H76ZM117 160V161H118ZM122 160V159H121ZM121 160H119L120 162H121ZM125 160V159H124ZM138 160V159H137ZM209 160V161H208ZM215 160V159H214ZM264 160V159H263ZM19 161H20V159H19ZM31 161V162H32ZM78 161V160H77ZM98 162V163H96V162ZM138 161H140V160H138ZM216 161V160H215ZM5 162V161H4ZM15 162L16 161H14V164H15ZM33 162V163H34ZM42 162L41 163H39V167H41L40 165L42 164ZM43 162V163H44ZM81 162H84V161H81ZM84 162V163H85ZM125 162H126V160H125ZM212 162H213V160H212ZM259 162H261V161H259ZM6 163V162H5ZM17 163V162H16ZM26 163H28V161L26 162ZM38 161L36 162V165H37V167H38ZM49 163H50V161H49ZM51 163H54V162H51ZM50 163V164H51ZM75 163V162H74ZM124 163V162H123ZM122 163V164H123ZM217 163V162H216ZM257 163L258 162H256V165H257ZM20 165L21 164H24V163H19ZM31 165H32V163H30ZM30 164H29V166H30ZM78 164V163H77ZM83 164V163H82ZM114 164V163H113ZM117 164V163H116ZM116 164L114 165V166H116ZM122 164H120V165H122ZM209 164V163H208ZM207 164V165H208ZM219 164V165H220ZM53 165V164H52ZM104 166V167H102L101 168V166ZM126 165V164H125ZM198 165H199V167H198ZM218 165V164H217ZM216 165V166H217ZM252 165H255V164H252ZM8 165H6V167H7ZM28 166V165H27ZM28 166V168H30ZM35 166V165H34ZM34 166H33V168H34ZM44 166H47V165H45V163L43 164V166L42 167H44ZM50 166V165H49ZM54 166V165H53ZM52 166V167H53ZM67 166V165H66ZM81 166V165H80ZM87 166H85V167H87ZM111 166H112V164H111ZM118 166H119V162H118ZM194 166H196L197 168H195L194 167V170H193V167ZM9 167V166H8ZM21 167V166H20ZM24 167H25V169H27V167H26V165H24ZM36 167V166H35ZM36 167V169H38ZM51 167V168H52ZM76 167V166H75ZM84 167V168H85ZM117 167V166H116ZM200 167V168H201ZM23 168V167H22ZM46 168V167H45ZM45 168H43V169H41V168H39V171L37 170V171H35L36 173L34 174L33 172V174L32 173H27V171H26V173L28 174V175H30V174H32V177H30L29 179H36V180H38V183H36V185L34 184V186H35V188H34V190L31 192V191H28L27 192V190H26V193H23L24 194V196L22 197L21 196V199L19 198V200H18V198H17V200H18V204L17 205H14V204H9L10 206L8 207V208H10L11 206H13L14 208H15V206H17L18 208H19V210H22V212L24 211L25 212V214L24 215H26V217H30L31 218V216L30 215H33V216H37V218H39L40 217V211H41V206H42V204H43V202H45V198H47L46 197V194H48V193H50V189H49V187H48V184H47V181L49 180V178L48 177H46V175H43L42 176V174L45 172V171H43V170H45ZM63 168H65V167H63ZM68 167H66L65 169L66 170H68L67 169ZM88 168V167H87ZM86 168V169H87ZM113 168V167H112ZM0 169H1V167H0ZM64 169V170H65ZM73 169V168H72ZM211 169V168H210ZM28 170V169H27ZM35 170V169H34ZM33 170V171H34ZM53 170H55V167L53 168ZM82 170V169H81ZM109 170V169H108ZM107 170V171H108ZM204 170V169H203ZM28 171H30V170H28ZM31 171H32V169H31ZM69 171V170H68ZM99 171V172H100ZM105 171V173L104 174H107L106 173V170H104ZM111 171V170H110ZM90 172V173H91ZM98 171H97V173L95 174V175H97L98 173H99ZM48 172H46V174H47ZM74 173V172H73ZM110 173V172H109ZM192 173V172H191ZM195 173V172H194ZM264 173V172H263ZM59 174H60V171L58 172V177H59ZM88 174H89V172H88ZM100 174V173H99ZM98 174V175H99ZM208 174H210V173H208ZM208 174H207V176H208ZM22 175H24V173L22 174ZM27 175V176H28ZM61 175H66V173H65V171H64V173L62 174L61 173ZM101 175V174H100ZM242 175V174H241ZM27 176H26V178H27ZM103 176H105V175H103ZM23 177H25V176H23ZM72 177H74V175L72 176ZM92 177V175L90 176V178ZM96 177V176H95ZM99 178H100V176H98ZM102 177V176H101ZM240 177H242V176H240ZM88 178V177H87ZM98 178V179H99ZM104 178V177H103ZM107 178V177H106ZM262 178H264V175H263V177H261V180H262ZM2 179V178H1ZM59 179V178H58ZM72 179V178H71ZM74 179V178H73ZM96 180H97V178H95ZM101 179V178H100ZM99 179V180H100ZM204 179H205V176H204ZM66 180V179H65ZM70 180V179H69ZM74 180H76V179H74ZM73 180V181H74ZM128 180V179H127ZM195 180V179H194ZM203 180V179H202ZM198 181V180H197ZM207 181V180H206ZM4 182H6V181H4ZM50 182V181H49ZM66 182H68V181H66ZM75 182V181H74ZM77 182V181H76ZM85 182H87V181H85ZM89 183H90V180L88 181ZM93 182V181H92ZM92 182H91V185H92ZM257 182V181H256ZM8 183V182H7ZM51 183V182H50ZM64 183V182H63ZM71 183V182H70ZM191 183V182H190ZM197 183V182H196ZM5 184V183H4ZM9 184V183H8ZM18 184V183H17ZM59 184H60V182H59ZM75 184V183H74ZM74 184H73V186H74ZM201 183H197V184H194L195 186H191L192 187V191H194L195 190V192L196 191H200L199 190V188H200V186H203V187H205V184H204V182H203V185H200ZM256 184V183H255ZM2 185V184H1ZM13 185H14V183H13ZM177 185H178V183H177ZM251 185V184H250ZM5 185H3L2 187H4ZM18 186H23V188H25L26 186H25V184H20V185H18ZM70 186H71V184H70ZM89 186H90V184H89ZM190 186V185H189ZM19 187V188H20ZM190 187V188H191ZM246 187V186H245ZM5 188H8L7 186L5 187ZM13 188H14V186H13ZM23 188H20V189H23ZM33 188V187H32ZM63 188V187H62ZM70 188V187H69ZM74 188V187H73ZM206 188H207V185H206V187H205V190L204 191H206ZM3 189V188H2ZM0 190L1 192L3 191V190ZM19 189V190H20ZM52 189H53V187H52ZM66 189V188H65ZM77 189V188H76ZM226 189V190H225ZM243 189V188H242ZM254 189V188H253ZM9 190V189H8ZM7 190V192H10L11 191V186H10V191H8ZM15 190H17L16 188H15ZM15 190H14V192H15ZM57 190H59V189H57ZM71 190H73V189H71ZM87 190V189H86ZM139 190V189H138ZM174 190V189H173ZM203 190V189H202ZM201 190V191H202ZM225 190V191H224ZM6 191V190H5ZM49 191V192H48ZM60 191V190H59ZM68 191V190H67ZM204 191H203V194H205L206 195V192L204 193ZM241 191V190H240ZM18 192V191H17ZM21 193L22 192H25V191H20ZM19 192V193H20ZM48 192V193H47ZM51 192H52V190H51ZM63 193H64V191H62ZM75 192V191H74ZM74 192H73V194H74ZM208 192V191H207ZM12 193L13 192H11V195H12ZM61 193V192H60ZM62 193V194H63ZM72 193V192H71ZM76 193V192H75ZM191 193V192H190ZM229 193V194H230ZM239 193V192H238ZM57 194V193H56ZM68 194H70V193H68ZM78 194V193H77ZM2 195V193L0 194V196ZM5 195V194H4ZM7 195V197H9V195H8V193L6 194ZM14 195V194H13ZM19 195H21V194H19ZM52 195V194H51ZM196 195V194H195ZM204 195V197H206L207 195H209V194H207L206 196ZM3 196V195H2ZM54 196V195H53ZM52 196V197H53ZM58 196V195H57ZM69 196V195H68ZM67 196V197H68ZM72 196V195H71ZM70 196V197H71ZM75 196V195H74ZM199 196V195H198ZM229 196V195H228ZM250 196V195H249ZM263 196V195H262ZM6 197V196H5ZM15 197H18L17 195H15ZM70 197H68L67 199H66V201L61 205L60 204V207L61 208H59V214H61V212H62V210L64 211V208H65V206L66 205H68V203H70L69 201H70ZM81 197V196H80ZM203 197V195H201V198ZM234 197V196H233ZM43 198H44V200H43ZM201 198L200 197H197V199L195 200V201H193V200H189L188 199V204L186 205V206H184V213L185 214H182V212L181 211H177V213H178V218H179V222H180V220L182 221L181 223L182 224H184V226H186V230H185V232H187V230H188V235H186V236H190V234L193 232V231H195V229H194V227L196 226V227H198L197 226V224L196 223H198V217L195 215V214H197V213H195L194 211H193V209L195 210L196 208H197V206L199 207V206H202V207H204V203H203V201L201 200ZM229 198H230V196H229ZM8 199H10V198H8ZM72 199V198H71ZM12 200V199H11ZM65 200V199H64ZM185 200V199H184ZM227 200V199H226ZM228 200H230V199H228ZM245 200H246V198H245ZM6 201V200H5ZM15 201V200H14ZM43 201V202H42ZM186 201H187V199H186ZM224 201V200H223ZM250 201V200H249ZM10 202V201H9ZM77 202V201H76ZM227 202V201H226ZM2 203H4V201L2 202ZM11 203H13V202H11ZM16 203V202H15ZM60 203V202H59ZM185 203V202H184ZM187 203V202H186ZM262 203V202H261ZM1 204V203H0ZM4 204H6V202L4 203ZM3 204V205H4ZM239 204V203H238ZM263 204H264V202H263ZM6 205H8V203L6 204ZM45 205H46V208H48L50 205H49V202H46L45 203ZM178 205V204H177ZM177 205H174V208H175V206H177ZM257 205V204H256ZM2 206V205H1ZM5 206V205H4ZM4 206H2L3 207V209H5V210H7L6 208H4ZM54 206V205H53ZM56 206V205H55ZM182 206V207H183ZM215 206V205H214ZM213 206V207H214ZM224 206H230V208L231 207H233L232 205H230V203H228V204H225V205H223L222 207H224ZM250 206V205H249ZM260 206H261V204H260ZM259 206V207H260ZM2 207H1V209H2ZM5 207H7V206H5ZM16 207V208H17ZM138 207V206H137ZM181 207V208H182ZM211 207V206H210ZM222 208L221 206H218V208ZM227 207H224V209H220V211L219 212H222V210H224V211H226L227 210ZM258 207V206H257ZM15 208V209H16ZM18 208H17V210H18ZM43 208V207H42ZM213 209V208H212ZM234 208H231V210H233ZM236 209V208H235ZM242 209V208H241ZM256 209V208H255ZM9 210H11V208L9 209ZM8 210V211H9ZM197 211H198V208L196 209ZM201 210V209H200ZM207 210V209H206ZM237 210V209H236ZM246 210V209H245ZM4 211V210H3ZM7 211V212H8ZM13 211V210H12ZM196 211V212H197ZM223 211V212H224ZM229 211H230V209H229ZM6 212V211H5ZM4 212V213H5ZM7 212H6V214H7ZM16 212L17 211H14V213L16 214ZM20 212V211H19ZM219 212H218V215H219ZM4 213H3V215H4ZM10 213H12V212H10ZM78 213V212H77ZM192 213H194V214H192ZM201 213V212H200ZM215 213H217V211L215 212ZM9 214V213H8ZM7 214V215H8ZM18 214V213H17ZM20 214H21V212H20ZM228 214V213H227ZM232 214V213H231ZM236 214V213H235ZM7 215H5V216H7ZM11 215V214H10ZM13 215V214H12ZM62 215V214H61ZM218 215H215L217 218L219 217ZM220 215H221V213H220ZM238 215V214H237ZM236 215V217L237 218H239L238 216ZM254 215V214H253ZM60 216V215H59ZM63 216V215H62ZM121 216V215H120ZM187 216V217H186ZM207 216V215H206ZM225 216V215H224ZM240 216V215H239ZM4 216H2V218H3ZM9 217H11V216H9ZM16 217V216H15ZM175 217H176V215H175ZM202 217V216H201ZM200 217V218H201ZM228 217H229V215H228ZM235 217V216H234ZM1 218V217H0ZM1 218V219H2ZM5 218V217H4ZM13 218V217H12ZM35 218V217H34ZM177 218V219H178ZM196 218H198V219H196ZM220 218V217H219ZM226 218V217H225ZM231 219H232V215H231V217H230ZM9 219H11V218H9ZM20 219V218H19ZM26 219V218H25ZM36 219V218H35ZM236 219V218H235ZM240 219V218H239ZM6 220H7V218H6ZM13 220V219H12ZM30 220V219H29ZM33 220V219H32ZM43 220V219H42ZM60 220V219H59ZM201 221H202V219H200ZM215 220H217L216 218H215ZM226 220V219H225ZM230 220V219H229ZM238 220V219H237ZM237 220H234V218H233V220L232 221H237ZM9 221H11V220H9ZM8 221V222H9ZM18 221V220H17ZM17 221H16V219H15V222H16V224H18L17 223ZM25 221V220H24ZM58 221V220H57ZM56 221V222H57ZM115 221V220H114ZM177 222H178V220H176ZM22 222V221H21ZM35 222V221H34ZM67 222V221H66ZM178 222V223H179ZM223 222H224V220H223ZM237 222H239V221H237ZM5 223H6V221H5ZM12 223V222H11ZM27 223H29V221L27 222ZM39 223V222H38ZM68 223V222H67ZM200 223V222H199ZM198 223V224H199ZM203 223H204V221H203ZM203 223H201V226H202V224ZM221 223V222H220ZM240 223V222H239ZM10 224V223H9ZM9 224H7V225H9ZM14 223H12V225H13ZM16 224H15V226H16ZM217 224H219V222L217 223ZM217 224H215V225H217ZM224 224V223H223ZM237 224V223H236ZM253 224V223H252ZM1 226H3L2 225V222H1V224H0ZM6 225V224H5ZM7 225L5 226V229H6V227H7ZM12 225H9V226H11L12 228H13V226ZM28 225V224H27ZM34 225V224H33ZM32 225V226H33ZM52 225V224H51ZM56 225V224H55ZM238 225V224H237ZM22 226V225H21ZM30 226V225H29ZM35 226V225H34ZM199 226H200V224H199ZM211 226V225H210ZM214 226V225H213ZM212 226V227H213ZM218 226V225H217ZM217 226H214L215 228L217 227ZM229 226V225H228ZM232 226V225H231ZM17 227H20V225L19 226H17ZM25 227V226H24ZM38 227V226H37ZM30 228V227H29ZM8 229H9V227H8ZM162 229V228H161ZM217 229H218V227H217ZM230 229V228H229ZM12 230V229H11ZM21 230V229H20ZM23 230V229H22ZM27 230V229H26ZM180 230V229H179ZM201 230V229H200ZM199 230V231H200ZM204 230V229H203ZM215 230V229H214ZM219 230V229H218ZM231 230V229H230ZM23 232H24V230H23ZM22 232V233H23ZM165 232V231H164ZM167 232V231H166ZM176 232V231H175ZM197 232L198 231H196V233H193V234H197ZM211 232H212V230H211ZM213 232H215V231H213ZM220 232H222L221 230H220ZM219 232V233H220ZM19 233V232H18ZM163 233V232H162ZM161 233V234H162ZM206 233V232H205ZM5 234V233H4ZM36 234V233H35ZM165 234V233H164ZM163 234V235H164ZM175 234V233H174ZM178 234H180V233H178ZM178 234H176L177 236L176 237H179L178 239H183V238H180V236H178ZM201 234V233H200ZM218 234V233H217ZM1 235V234H0ZM6 235V234H5ZM167 235H170V234H167ZM192 235V234H191ZM197 235H199V234H197ZM214 235H216V232H215V234ZM220 235V234H219ZM221 235H222V233H221ZM2 236H3V234L1 235V238H2ZM17 236L18 235H16V238H17ZM193 236V235H192ZM211 236V235H210ZM218 236V235H217ZM7 237H8V235H7ZM164 237H167V236H165L164 235ZM164 237H162V235L160 236V239H161V241H163V240H166V238L164 239ZM172 237V236H171ZM170 236H169V238L172 240V239H175V236H174V238H171ZM199 238L201 237V236H198ZM3 238H4V236H3ZM188 238V237H187ZM239 238V237H238ZM158 239V238H157ZM159 239V240H160ZM170 239H168L169 241H170ZM190 239V238H189ZM195 239H196V237H195ZM201 239V238H200ZM214 239V238H213ZM8 240V239H7ZM184 240V239H183ZM191 240H193V239H191ZM190 240V241H191ZM2 241V240H1ZM3 241H5V240H3ZM156 240L155 239H153V237H149V238H145L144 240H143V242H142V247L139 249V250H141V252H144V253H141L139 250H138V253L139 254H137V252L135 253V255L133 254L132 255V260L131 261H133V258H136V257H138L137 259L138 260H140V262L142 261H144L145 259H148L147 257H145V256H148L149 257V260L151 261V259H150V256L151 257H153L154 255H152L151 254V252L153 251L152 249L153 248H155L154 247V245L156 244V242H155ZM189 241V240H188ZM188 242L189 243V248L188 249H190V252H192L193 253V250L195 249V251H196V245H198V243L196 244H194L193 242H195V241H193L192 243L191 242ZM17 242V241H16ZM166 242V241H165ZM173 242V241H172ZM177 242V241H176ZM185 242V241H184ZM10 243V242H9ZM18 243V242H17ZM36 243V242H35ZM155 243V244H154ZM167 244H168V242H166ZM177 243H179V241L177 242ZM176 243V244H177ZM171 244H173V243H171ZM187 243H185V245H186ZM200 244H202V243H200ZM218 244V243H217ZM8 245V244H7ZM14 245H15V243H14ZM153 245V248L151 247ZM157 245V244H156ZM173 245H175V243L173 244ZM179 245V244H178ZM181 245V244H180ZM184 245V244H183ZM182 245V246H183ZM263 245V244H262ZM50 246V245H49ZM15 247V246H14ZM140 247V246H139ZM157 247V249H158V247H159V244H158V246H156ZM170 247V246H169ZM199 247V246H198ZM204 247V246H203ZM214 247V246H213ZM161 248V247H160ZM170 248H172V247H170ZM179 248H181V247H179ZM58 249V248H57ZM138 249V248H137ZM169 249V248H168ZM175 249V248H174ZM186 249V248H185ZM198 249V248H197ZM155 250H156V248H155ZM155 250H154V252H155ZM161 250V249H160ZM160 250H156V251H159L158 253V255H157V252H155V255H157V256H159V257H161L160 256ZM162 250H164V248L162 249ZM176 250V249H175ZM3 251V250H2ZM8 251V250H7ZM17 251V250H16ZM15 251V252H16ZM46 251V250H45ZM154 252H152V253H154ZM165 252H166V250H165ZM165 252H164V254H165ZM13 253H14V250H13ZM17 253V252H16ZM134 253V252H133ZM2 254V253H1ZM12 254V253H11ZM130 254V253H129ZM168 254V253H167ZM172 254V253H171ZM195 254V253H194ZM137 255V256H136ZM162 255V254H161ZM185 255V254H184ZM191 255H193V254H191ZM6 256V255H5ZM53 256V255H52ZM130 256H131V254H130ZM134 256H136V257H134ZM157 256H156V258H157ZM190 256V255H189ZM9 257H11V256H9ZM8 257V258H9ZM158 257V258H159ZM192 257V256H191ZM264 257V256H263ZM129 257H127V259H128ZM157 258V259H158ZM173 258V257H172ZM187 258V257H186ZM3 259H4V257H3ZM157 259H154L153 258V261L155 260V262L157 261ZM163 259V258H162ZM171 259V258H170ZM188 259V258H187ZM7 260V259H6ZM126 260V259H125ZM130 260V259H129ZM128 260V261H129ZM135 260V259H134ZM138 260H136L137 262H138ZM149 260H147V262H150ZM159 260V259H158ZM8 261H9V259H8ZM7 261V262H8ZM146 261V260H145ZM152 261V262H153ZM258 261V260H257ZM127 262V261H126ZM135 262V261H134ZM136 262V263H137ZM141 262V263H142ZM146 262V263H147ZM164 262V261H163ZM128 263V262H127ZM135 263V264H136ZM146 263H144V264H146ZM259 263V262H258ZM7 264V263H6ZM130 264V263H129ZM132 264V263H131ZM134 264V263H133ZM140 264V263H139ZM165 264H167V263H165ZM169 264H170V262H169ZM172 264V263H171ZM180 264H181V262H180Z\"/></svg>",
    "mask_w": 264,
    "mask_h": 264
}]
</instances>
